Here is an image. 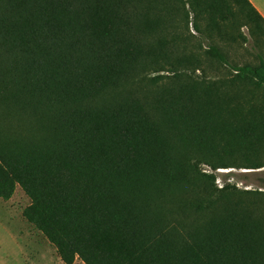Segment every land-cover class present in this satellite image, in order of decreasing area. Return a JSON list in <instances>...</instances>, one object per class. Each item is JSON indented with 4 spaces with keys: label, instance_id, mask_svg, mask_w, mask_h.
Masks as SVG:
<instances>
[{
    "label": "trees",
    "instance_id": "trees-1",
    "mask_svg": "<svg viewBox=\"0 0 264 264\" xmlns=\"http://www.w3.org/2000/svg\"><path fill=\"white\" fill-rule=\"evenodd\" d=\"M189 1L211 11L214 27L229 2L264 25L248 0ZM178 4L0 0V111L40 118L25 136L0 133V200L22 190V217L63 264H264V232L251 211L227 206L194 226L167 206L193 182L184 154L210 158L215 170L264 152L263 107L243 114L202 82L179 80L200 61L179 56ZM160 72L172 78L150 99H103ZM235 72L233 83L264 89V64Z\"/></svg>",
    "mask_w": 264,
    "mask_h": 264
},
{
    "label": "rangeland",
    "instance_id": "rangeland-1",
    "mask_svg": "<svg viewBox=\"0 0 264 264\" xmlns=\"http://www.w3.org/2000/svg\"><path fill=\"white\" fill-rule=\"evenodd\" d=\"M178 6L179 17L174 30L179 33V56H192L200 61V69L184 72L179 80L202 82V88L220 98L226 97L229 105H238L243 114L248 115L254 108H264L262 86L254 83L238 85L231 81L237 68L264 64V25L251 23L232 2L222 9L225 21L217 15V27L209 24L211 11L189 0H179ZM194 25L199 31L193 29ZM207 50L216 55L209 56ZM155 75H162L160 82L152 81ZM171 78L168 72L145 73L108 92L103 99L118 100L128 96L150 99ZM39 120L38 116L23 115L14 108L2 110L0 133L5 138L25 136L40 124ZM184 156L192 170L193 182L167 197V206L174 208L176 218L197 226L222 208L240 205L261 222L264 232V167L253 166L256 162L264 164V152L250 159L235 155L226 160L231 166L215 170L208 165L212 163L210 158L198 153ZM204 175H210L212 179ZM28 204L29 199L20 188L10 200H0V264H59L55 249L22 217ZM73 264L83 263L75 260Z\"/></svg>",
    "mask_w": 264,
    "mask_h": 264
},
{
    "label": "crops",
    "instance_id": "crops-1",
    "mask_svg": "<svg viewBox=\"0 0 264 264\" xmlns=\"http://www.w3.org/2000/svg\"><path fill=\"white\" fill-rule=\"evenodd\" d=\"M249 1V3L256 9V11L262 16V18L264 19V0H248ZM21 233V232H20ZM22 234V233H21ZM47 242V241H46ZM49 244V243H48ZM48 248H51V247H48ZM52 250V252H54L53 251V249H51ZM54 254H55V252H54ZM58 257V256H57ZM58 262H59V264H63L62 262H61V260L59 259V257H58Z\"/></svg>",
    "mask_w": 264,
    "mask_h": 264
}]
</instances>
